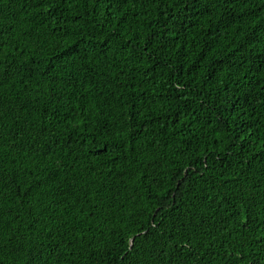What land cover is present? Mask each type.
Segmentation results:
<instances>
[{"label": "trees", "instance_id": "16d2710c", "mask_svg": "<svg viewBox=\"0 0 264 264\" xmlns=\"http://www.w3.org/2000/svg\"><path fill=\"white\" fill-rule=\"evenodd\" d=\"M0 264H264V0H0Z\"/></svg>", "mask_w": 264, "mask_h": 264}]
</instances>
